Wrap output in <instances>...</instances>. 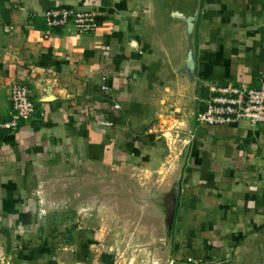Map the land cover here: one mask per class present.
<instances>
[{"label":"crops","instance_id":"1","mask_svg":"<svg viewBox=\"0 0 264 264\" xmlns=\"http://www.w3.org/2000/svg\"><path fill=\"white\" fill-rule=\"evenodd\" d=\"M263 76L264 0H0V121L13 83L35 106L0 129V264H264V123L195 121Z\"/></svg>","mask_w":264,"mask_h":264},{"label":"built area","instance_id":"2","mask_svg":"<svg viewBox=\"0 0 264 264\" xmlns=\"http://www.w3.org/2000/svg\"><path fill=\"white\" fill-rule=\"evenodd\" d=\"M45 22L49 26H63L72 22L79 33L92 32L96 21L89 11L74 10L66 6H57L44 12ZM206 99L203 111L195 115L199 124H228L239 121L250 125L264 123V76L258 86L246 83H228L214 86ZM11 117L0 121V129L13 130L20 120L32 117L35 106L29 90L23 83H13L9 89ZM168 264H175L169 261Z\"/></svg>","mask_w":264,"mask_h":264},{"label":"water","instance_id":"3","mask_svg":"<svg viewBox=\"0 0 264 264\" xmlns=\"http://www.w3.org/2000/svg\"><path fill=\"white\" fill-rule=\"evenodd\" d=\"M193 17L189 16L185 19V21L188 24V27H191V21H192ZM186 67L191 70L193 68V59H192V55H191V51L188 52L187 57H186Z\"/></svg>","mask_w":264,"mask_h":264},{"label":"rangeland","instance_id":"4","mask_svg":"<svg viewBox=\"0 0 264 264\" xmlns=\"http://www.w3.org/2000/svg\"><path fill=\"white\" fill-rule=\"evenodd\" d=\"M69 264H81V263H76L74 262L73 258H69ZM96 258L90 257L89 260L86 259V261L82 264H100L97 262V260H95ZM169 262V261H168ZM168 262H166L165 264H168Z\"/></svg>","mask_w":264,"mask_h":264},{"label":"trees","instance_id":"5","mask_svg":"<svg viewBox=\"0 0 264 264\" xmlns=\"http://www.w3.org/2000/svg\"><path fill=\"white\" fill-rule=\"evenodd\" d=\"M105 264H111V263H109V262H105Z\"/></svg>","mask_w":264,"mask_h":264}]
</instances>
